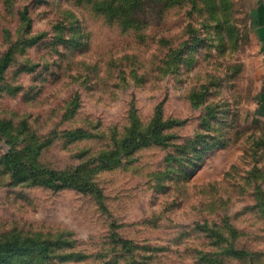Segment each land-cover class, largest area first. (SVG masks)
<instances>
[{
    "label": "rangeland",
    "instance_id": "obj_1",
    "mask_svg": "<svg viewBox=\"0 0 264 264\" xmlns=\"http://www.w3.org/2000/svg\"><path fill=\"white\" fill-rule=\"evenodd\" d=\"M251 4L0 0V55L15 49L0 120L24 144L48 143L30 152L48 168L94 175L102 195L18 184L0 158V240L48 241L51 264H108L114 233L137 264H264V62ZM155 111L163 144L93 171L112 128L133 112L147 127ZM8 149L0 140V157ZM228 225L243 259L209 237Z\"/></svg>",
    "mask_w": 264,
    "mask_h": 264
},
{
    "label": "trees",
    "instance_id": "obj_2",
    "mask_svg": "<svg viewBox=\"0 0 264 264\" xmlns=\"http://www.w3.org/2000/svg\"><path fill=\"white\" fill-rule=\"evenodd\" d=\"M14 55L15 49L13 45L0 55V80L3 78L4 72L10 67ZM128 120L129 123L123 128L111 129L112 132L106 141L107 148H104L105 153L100 159L96 160L97 167L93 168V171H108L114 169L116 166L122 164L125 158L140 149L148 145L163 144L160 137L166 128L159 125L161 121L158 111H155L147 127L141 126L134 112L129 116ZM18 126L17 133L23 136L26 133V122L22 120ZM12 130L13 126L10 121L0 120V140H4L9 146L6 154L0 158L4 166L12 171L13 175L11 178L13 180L15 179L14 181L16 183L27 186H46L54 189H62L65 187L75 188L85 194L97 193L96 197L98 199L101 198L99 183L94 179V175L93 178L81 176L79 168H76L75 173H69L68 175L60 174L48 168L41 161L39 155L33 157L30 154V152H33L31 146L36 151L38 148L43 149L48 143L43 142L36 145H32V143L31 145L24 144V137H12ZM78 133H81V131L78 130ZM16 157H20V159H14ZM1 167L3 168V166ZM99 200L102 203L101 199ZM206 225L207 223H197L194 224L193 229L202 231V228ZM227 232L228 235H226ZM235 233H238L237 230L229 225L228 227L224 226L223 230L216 227L208 232L210 238L218 239L220 241L219 244L223 245L221 248L223 249L222 252L225 257L240 260L248 255L249 251L241 243L236 245L237 237ZM110 239L113 254H110V256L112 255L110 258L101 255L103 261L108 262V264H120L122 261H125L126 264L138 263V249L136 247H130L129 240L121 238L116 233L111 235ZM56 251L48 241L40 240V242L27 244L26 241H16L15 237L3 238L0 240V264H17L18 261L14 260L15 258L27 259L29 256L34 257V260L30 264H51L48 262V259ZM74 257H77V255L71 254L62 260L69 261Z\"/></svg>",
    "mask_w": 264,
    "mask_h": 264
},
{
    "label": "crops",
    "instance_id": "obj_3",
    "mask_svg": "<svg viewBox=\"0 0 264 264\" xmlns=\"http://www.w3.org/2000/svg\"><path fill=\"white\" fill-rule=\"evenodd\" d=\"M248 13L250 27L251 29H254V33L258 39L259 48L261 49V57L264 62V0H252ZM262 90L264 104V89Z\"/></svg>",
    "mask_w": 264,
    "mask_h": 264
}]
</instances>
